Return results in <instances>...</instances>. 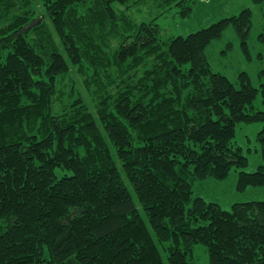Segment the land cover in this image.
Listing matches in <instances>:
<instances>
[{
    "label": "trees",
    "instance_id": "16d2710c",
    "mask_svg": "<svg viewBox=\"0 0 264 264\" xmlns=\"http://www.w3.org/2000/svg\"><path fill=\"white\" fill-rule=\"evenodd\" d=\"M39 1L40 23L0 32V264H193L199 244L209 264H264V200L225 210L193 196L233 169L238 191L264 188V163L247 172L234 143L238 124L264 120V85L206 55L232 25L250 58L252 10L167 39L155 20L121 31L117 5L140 0ZM87 12L78 41L69 23ZM45 20L63 50L32 38ZM70 73L94 111L73 84L54 110ZM257 141L264 162V128Z\"/></svg>",
    "mask_w": 264,
    "mask_h": 264
},
{
    "label": "rangeland",
    "instance_id": "374dc122",
    "mask_svg": "<svg viewBox=\"0 0 264 264\" xmlns=\"http://www.w3.org/2000/svg\"><path fill=\"white\" fill-rule=\"evenodd\" d=\"M181 1L183 2L179 5ZM98 4L94 0L91 5L98 8ZM248 8L253 12V25L248 39L250 58L243 50L241 39L232 25L225 30L221 38L209 45L206 55L215 73H220L238 84L240 73L246 72L249 74L253 86L260 90L264 85V4L254 5L251 0H140L131 5H117L116 11L121 31L128 23L136 25L155 20L161 26L164 38L168 39L173 36L186 37L208 28L222 19L238 16ZM43 12L39 0H0V32L5 28H13L17 24H27L25 28L30 29L31 26L42 21L45 17L42 15ZM89 17L90 13L87 12L69 23V29L78 41L81 40L79 35L84 34L87 29ZM91 25L94 28L97 27L99 31L96 20H92ZM32 38L39 43L51 44L55 48L63 50L60 38L49 20L42 23L40 30L32 33ZM107 38L113 44L115 40L113 34ZM157 64H161L158 59H156ZM145 67L143 65L140 69L144 71ZM73 82H77V84ZM71 84L77 86L80 96L85 100L90 110L94 111L92 100L85 89L84 78L74 73H70L61 85L60 92L62 94H59L60 98H58L54 110L63 112L65 107L70 104L71 98L68 95L70 89L67 87ZM254 106L255 110L264 111L261 94L255 100ZM263 128L264 120L254 124L241 123L237 126L234 143L241 147L248 157L249 165L246 171L249 173L257 171L259 166L264 163L257 141V136ZM238 178L239 171L233 169L224 180L210 178L195 181L193 196L202 197L208 202H216L225 210H230L235 203L264 200V188L250 187L245 191H238ZM191 258L193 264H209L207 248L202 244L194 247Z\"/></svg>",
    "mask_w": 264,
    "mask_h": 264
},
{
    "label": "water",
    "instance_id": "95a60500",
    "mask_svg": "<svg viewBox=\"0 0 264 264\" xmlns=\"http://www.w3.org/2000/svg\"><path fill=\"white\" fill-rule=\"evenodd\" d=\"M38 23H39V22H38ZM36 24H37V23H36ZM36 24H35V25H36Z\"/></svg>",
    "mask_w": 264,
    "mask_h": 264
}]
</instances>
